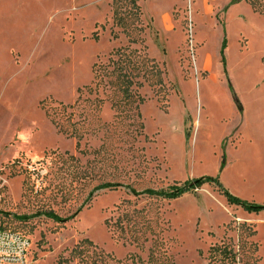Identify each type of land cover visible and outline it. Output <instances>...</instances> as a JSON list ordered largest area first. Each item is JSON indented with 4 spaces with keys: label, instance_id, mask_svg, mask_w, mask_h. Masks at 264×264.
Wrapping results in <instances>:
<instances>
[{
    "label": "rangeland",
    "instance_id": "obj_1",
    "mask_svg": "<svg viewBox=\"0 0 264 264\" xmlns=\"http://www.w3.org/2000/svg\"><path fill=\"white\" fill-rule=\"evenodd\" d=\"M231 1L118 0L119 26L113 0H0V225L30 264H264V210L138 194L264 207V0Z\"/></svg>",
    "mask_w": 264,
    "mask_h": 264
},
{
    "label": "trees",
    "instance_id": "obj_2",
    "mask_svg": "<svg viewBox=\"0 0 264 264\" xmlns=\"http://www.w3.org/2000/svg\"><path fill=\"white\" fill-rule=\"evenodd\" d=\"M240 0H232L231 4L237 3ZM128 3L131 5V9H132V15L134 16V18L137 16H139V10L138 7L136 5V3L134 2V0H128ZM118 5V0H113V6H115V10L113 12V16H114V21L117 25L122 26L123 25V13L119 12V9H121V7L117 6ZM222 48H224V41L222 44ZM135 52H128L126 53V50H116L114 53V56H116L115 63L118 64L119 69L120 70H124L127 69L129 66H132L134 68V64L132 63V59H134V54ZM142 64V67H144V63H150L149 69L151 71H154L156 73H159L157 67L155 66V64L152 61H144L140 62ZM136 69V68H135ZM125 84H131L128 83V81ZM202 183H209L212 185H216L218 187V189L221 191V193L226 197L227 201L230 204H234L236 206H239L241 208H243L244 210L247 211H260V210H264V207H260V206H256V205H251L248 204L246 202H242L241 200L237 199L236 197H233L232 195H230L228 192L224 191L217 183L215 180L213 179H199L196 181H192V182H185L182 186H178V185H174L170 188H168L167 190H161V191H154V190H145L141 193L138 194H143V195H149V196H157L163 199H167V200H173L177 197H179L181 194L188 192L190 190H193L197 187H199ZM103 187H109L108 184L106 185H102L99 188H103ZM133 193L135 194V192L133 191ZM47 217L50 218L51 220H55L56 217L52 214V213H47ZM1 228L6 229V230H10L11 229H7L6 227L0 225ZM23 235V234H22ZM25 236V235H24ZM88 244L91 245V243L88 241ZM76 250V249H75ZM215 251V255L219 254V255H223L226 256L228 259H230V261L234 262L235 261V254L228 250V248L224 245L221 246H217L213 249ZM83 251H72L71 252V257L69 259H65V261H67L69 264H112L113 263V258L106 254L103 253L101 251H93L90 250L89 254H85L82 253ZM149 261V260H148ZM67 263V264H68ZM116 264V263H115Z\"/></svg>",
    "mask_w": 264,
    "mask_h": 264
},
{
    "label": "built area",
    "instance_id": "obj_3",
    "mask_svg": "<svg viewBox=\"0 0 264 264\" xmlns=\"http://www.w3.org/2000/svg\"><path fill=\"white\" fill-rule=\"evenodd\" d=\"M30 248L28 237L0 227V264H30Z\"/></svg>",
    "mask_w": 264,
    "mask_h": 264
}]
</instances>
